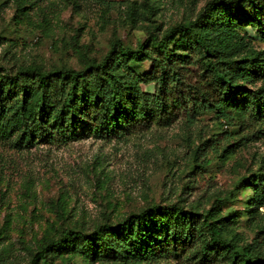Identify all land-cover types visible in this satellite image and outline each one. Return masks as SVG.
<instances>
[{
    "label": "trees",
    "instance_id": "trees-1",
    "mask_svg": "<svg viewBox=\"0 0 264 264\" xmlns=\"http://www.w3.org/2000/svg\"><path fill=\"white\" fill-rule=\"evenodd\" d=\"M136 10L127 6L129 16ZM246 28L264 42V0H208L192 19L149 29L135 47L113 34L107 52L79 69L0 66V143L20 151L89 137L111 140L169 126L181 114L192 121L205 113L222 125L251 129L244 138L264 136V46L254 47ZM191 66L199 71L193 83ZM228 152L234 146L226 145ZM262 168L244 178L251 186L248 212L264 205ZM227 197L203 211L152 202L115 223L63 228L27 264H63L54 262L61 254L88 263L184 256L193 264H264V225L242 243L233 231L236 215L222 214Z\"/></svg>",
    "mask_w": 264,
    "mask_h": 264
},
{
    "label": "rangeland",
    "instance_id": "rangeland-1",
    "mask_svg": "<svg viewBox=\"0 0 264 264\" xmlns=\"http://www.w3.org/2000/svg\"><path fill=\"white\" fill-rule=\"evenodd\" d=\"M206 1L149 0V7L144 0H0V66L79 69L107 52L113 34L135 47L155 26L164 30L194 18ZM130 3L137 7L133 16ZM246 29L261 49L264 42ZM190 71L193 83L199 71ZM250 135L251 129L222 125L205 113L192 121L181 114L169 126L137 128L111 140L89 137L20 151L0 143V263L27 264L66 227L115 223L152 202L203 211L228 195L222 214L236 215L234 233L250 242L264 225V205L248 212L251 186L244 178L260 167L264 172V136L244 138ZM205 140L207 147L201 146ZM226 145L234 152L223 153ZM54 262L115 264L72 254ZM130 264L193 262L179 256Z\"/></svg>",
    "mask_w": 264,
    "mask_h": 264
}]
</instances>
